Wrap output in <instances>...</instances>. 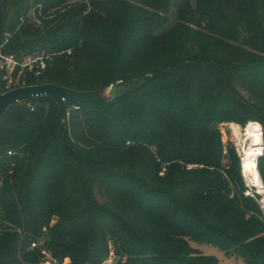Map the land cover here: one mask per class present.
<instances>
[{
    "label": "trees",
    "instance_id": "trees-1",
    "mask_svg": "<svg viewBox=\"0 0 264 264\" xmlns=\"http://www.w3.org/2000/svg\"><path fill=\"white\" fill-rule=\"evenodd\" d=\"M2 1L0 45L12 33L4 51L54 54L28 86L87 92L121 81L128 90L114 101L67 103L80 108L64 122L51 97L4 114L0 264H41L43 251L57 264H102L111 243L125 264H218L191 241L264 264L260 208L245 195L234 151L223 166L214 128L235 120L264 130V0H246L247 13H225L217 26L215 0L188 1L171 27L173 0ZM39 5L40 24L21 25ZM102 16L120 19L100 28ZM186 23L220 29L225 40ZM258 169L264 183V156Z\"/></svg>",
    "mask_w": 264,
    "mask_h": 264
},
{
    "label": "built area",
    "instance_id": "built-area-1",
    "mask_svg": "<svg viewBox=\"0 0 264 264\" xmlns=\"http://www.w3.org/2000/svg\"><path fill=\"white\" fill-rule=\"evenodd\" d=\"M84 1L89 3L91 0H84ZM41 9H42V6L39 5L33 8L32 10H30V12L28 13L26 17L24 16L21 17L20 18L21 25L26 23V21L28 20H32L36 24H40V19L38 18L37 10L39 11ZM39 14L41 15V11H39ZM11 36H12V33L7 32L5 34L4 43L0 45V86L2 88L3 93L9 92L10 90H13L16 88L28 86L27 78L29 76H34L36 78L40 77L54 61V54L52 53L48 54L46 52H36L34 54L23 55V56H18L15 54H7L4 51V47H5L6 42L11 38ZM36 98L38 97H35L32 99H36ZM28 107L34 110L36 107V104L29 102ZM79 108H80L79 106L73 105L72 107L66 110V114H69L71 110H78ZM251 124L252 122H248L244 127H241L239 125L237 126L232 125L230 130L234 137V144L237 148V151H238V154L241 160V174L248 188L245 194L246 196L252 197L256 201L261 211V217L264 220V186H263V192L259 193L256 188H252L249 185V182L245 176L244 161L246 159V154H245L244 148L246 147V143L249 141V139L246 136L244 146H241L236 141L237 134H236L235 128H239L242 131V133L245 135L247 134L245 130ZM261 127L263 131V139H264L263 126L261 125ZM8 154L12 155V152L9 151ZM263 156H264V143L261 149L258 151V153H256L253 156L256 160L257 167H258V162L260 158H262ZM253 189H256V192H254ZM35 247H37V244H33L32 248H35ZM43 254L46 259L41 264H57V261L51 256L50 253H48L47 251H43ZM102 264H120V262L117 259V257H115L114 254H112L109 257H107Z\"/></svg>",
    "mask_w": 264,
    "mask_h": 264
},
{
    "label": "rangeland",
    "instance_id": "rangeland-1",
    "mask_svg": "<svg viewBox=\"0 0 264 264\" xmlns=\"http://www.w3.org/2000/svg\"><path fill=\"white\" fill-rule=\"evenodd\" d=\"M121 1H123V0H121ZM188 1L191 2L192 7H194V8L196 7V0H173V5L171 7V11L168 13V17L170 18L169 19V27L173 26L176 23L177 9L181 5H183V3L188 2ZM232 3H233V5H231L229 7V4H232ZM213 4L215 5V7L212 8V10L214 11V13H213V17H214L213 24L214 25L216 24V26H217L218 22H221V17L223 14L226 13L228 15H235L236 11L237 12L238 11H241V12L244 11V13H247V9H248L246 0H240L239 4L231 2L230 0H222V1L215 0L213 2ZM232 6H233V8H232ZM220 12H223V13H220ZM119 19H120V16H117V17L114 16L111 19L106 18V16H102L101 18L96 20V24H98V26L100 28L109 27V26L115 25ZM186 27H188L194 31H197L198 33L207 34V35L213 36L219 40H222V39L225 40L220 29H219V31H217V33H213V32L207 31V29L202 27L200 24L186 23ZM69 54H71V52H69ZM105 89H106V96H109L111 98L110 101H112V100L114 101L119 96H121L124 92H126L128 90V84L120 81V82H117V83H115L109 87H106ZM249 122L255 123L256 121H249ZM258 124H259V122H258ZM232 125H235V126L239 125L241 127L245 126L238 121L231 120V121H224V122L215 123L214 128H216L217 131L219 132V134L221 136V141L223 144V156H224L223 166L225 167V169L230 168L231 151H234V153L237 155V157L239 159L240 170H241V160H240L237 148L234 144V137H233L231 130H230ZM242 135H243V133H242ZM128 144H130V143H128ZM193 167H196V166H189L188 168L191 169ZM164 174L165 173L163 171L160 175L164 176ZM241 176H242V174H241ZM242 178H243V176H242ZM243 182H244L246 189L248 190L246 182L245 181H243ZM250 185L253 186L251 183H250ZM263 185H264V183H263ZM253 191L256 192V189H253ZM99 198L102 200L101 195H99ZM52 220L53 221H52L51 225H54L57 222L58 217H54ZM191 247L194 250H196L199 254H202V255L208 256V257H213L217 261L218 264H246L243 259H241L235 255H228L224 250H222L218 246L210 244V243H200L197 241H191ZM112 254H114V256L117 257L120 264H125L127 258L118 256L116 254L114 245L111 243L110 255H112ZM70 262H71V260L69 258L65 259V261H64L65 264H70Z\"/></svg>",
    "mask_w": 264,
    "mask_h": 264
},
{
    "label": "water",
    "instance_id": "water-1",
    "mask_svg": "<svg viewBox=\"0 0 264 264\" xmlns=\"http://www.w3.org/2000/svg\"><path fill=\"white\" fill-rule=\"evenodd\" d=\"M2 22L3 1L0 0V37L2 34ZM35 97L53 98L58 105L63 122L66 119L67 103L88 104L95 101H110L111 99L109 96H106L105 88L97 91L80 92L55 84H42L16 88L3 93L0 86V120L12 106Z\"/></svg>",
    "mask_w": 264,
    "mask_h": 264
},
{
    "label": "bare ground",
    "instance_id": "bare-ground-1",
    "mask_svg": "<svg viewBox=\"0 0 264 264\" xmlns=\"http://www.w3.org/2000/svg\"><path fill=\"white\" fill-rule=\"evenodd\" d=\"M236 129L237 139L236 141L244 146L245 138L249 139L244 148L246 159L244 161L245 176L249 182L253 185L252 188H256L259 193L263 192V181L260 177V173L256 164V160L253 157L261 149L264 143L262 127L258 123L252 122V124L245 130L247 134L242 135V131L239 128ZM241 136V137H240ZM258 150V151H256Z\"/></svg>",
    "mask_w": 264,
    "mask_h": 264
}]
</instances>
